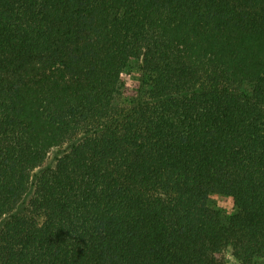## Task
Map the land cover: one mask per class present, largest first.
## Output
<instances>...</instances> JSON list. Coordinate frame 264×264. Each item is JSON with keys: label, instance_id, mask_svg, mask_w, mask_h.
I'll return each mask as SVG.
<instances>
[{"label": "trees", "instance_id": "trees-1", "mask_svg": "<svg viewBox=\"0 0 264 264\" xmlns=\"http://www.w3.org/2000/svg\"><path fill=\"white\" fill-rule=\"evenodd\" d=\"M228 254L264 264V0H0V264Z\"/></svg>", "mask_w": 264, "mask_h": 264}, {"label": "rangeland", "instance_id": "rangeland-1", "mask_svg": "<svg viewBox=\"0 0 264 264\" xmlns=\"http://www.w3.org/2000/svg\"><path fill=\"white\" fill-rule=\"evenodd\" d=\"M137 72L134 68V63L130 62L122 74V81L124 83L125 91L122 102L126 104L134 93L135 84L137 81ZM246 90L250 86L244 87ZM207 203L210 208L218 212L220 220L223 224L227 223L230 216L235 212V205L233 200L226 195L213 193L208 197ZM228 264H234L235 261L230 254L227 255Z\"/></svg>", "mask_w": 264, "mask_h": 264}]
</instances>
